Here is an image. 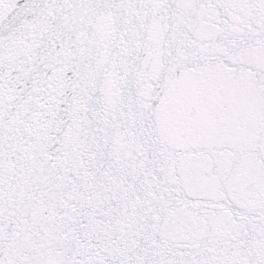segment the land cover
<instances>
[{
    "label": "snow or ice",
    "instance_id": "6c2138e0",
    "mask_svg": "<svg viewBox=\"0 0 264 264\" xmlns=\"http://www.w3.org/2000/svg\"><path fill=\"white\" fill-rule=\"evenodd\" d=\"M0 264H264V0H0Z\"/></svg>",
    "mask_w": 264,
    "mask_h": 264
}]
</instances>
